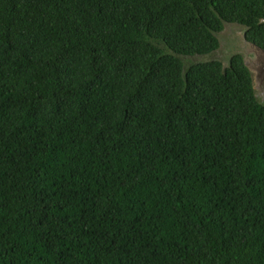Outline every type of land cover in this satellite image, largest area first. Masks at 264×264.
I'll use <instances>...</instances> for the list:
<instances>
[{
	"label": "trees",
	"instance_id": "trees-1",
	"mask_svg": "<svg viewBox=\"0 0 264 264\" xmlns=\"http://www.w3.org/2000/svg\"><path fill=\"white\" fill-rule=\"evenodd\" d=\"M226 23L264 0H0V264H264V104Z\"/></svg>",
	"mask_w": 264,
	"mask_h": 264
},
{
	"label": "rangeland",
	"instance_id": "rangeland-1",
	"mask_svg": "<svg viewBox=\"0 0 264 264\" xmlns=\"http://www.w3.org/2000/svg\"><path fill=\"white\" fill-rule=\"evenodd\" d=\"M245 30V27L238 24L226 23L224 30L217 34L220 40V47L218 50L208 55L183 57L184 62L186 65H189L196 61L220 59L225 65H228L233 54L243 53L246 58L250 60V65H255L256 67V55L254 54L252 47H250V44L244 41ZM255 92L257 94V99L264 103V93L260 84L257 85Z\"/></svg>",
	"mask_w": 264,
	"mask_h": 264
},
{
	"label": "water",
	"instance_id": "water-1",
	"mask_svg": "<svg viewBox=\"0 0 264 264\" xmlns=\"http://www.w3.org/2000/svg\"><path fill=\"white\" fill-rule=\"evenodd\" d=\"M244 41L246 43H249L250 44V47H252L253 49V52L254 54L256 55V63H257V66L255 67L250 65L249 63V59L246 58L245 54L241 53L244 57V62L246 64V66L249 68L251 74H252V77H253V86H254V89L257 88V85L260 84L261 88H262V91L264 93V49L260 48L259 46L249 42L245 35H244ZM256 92L254 94L256 100L257 97H256ZM260 103H263L261 102L260 100H258ZM264 104V103H263Z\"/></svg>",
	"mask_w": 264,
	"mask_h": 264
}]
</instances>
